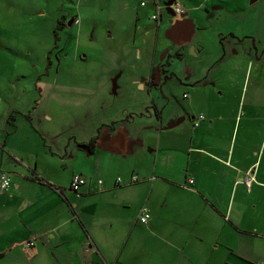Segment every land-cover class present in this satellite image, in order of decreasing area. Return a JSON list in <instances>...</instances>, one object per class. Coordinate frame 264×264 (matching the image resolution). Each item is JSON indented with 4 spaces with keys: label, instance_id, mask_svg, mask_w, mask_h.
<instances>
[{
    "label": "crops",
    "instance_id": "1",
    "mask_svg": "<svg viewBox=\"0 0 264 264\" xmlns=\"http://www.w3.org/2000/svg\"><path fill=\"white\" fill-rule=\"evenodd\" d=\"M152 1L161 15L152 18L154 78L138 81L150 96L144 112L112 121L106 139L104 123L75 139L79 162L65 180V156L44 149L57 167L0 163V176L12 179L0 188V264H264V75L252 57L246 69L230 71L227 62L240 56L229 43L260 51L253 36L264 0H178L185 13L167 22L163 3L175 0ZM168 78L178 80L179 96L166 92ZM75 174L88 180L80 192L71 189ZM44 185L48 194L39 193ZM142 206L147 224L138 219Z\"/></svg>",
    "mask_w": 264,
    "mask_h": 264
},
{
    "label": "rangeland",
    "instance_id": "2",
    "mask_svg": "<svg viewBox=\"0 0 264 264\" xmlns=\"http://www.w3.org/2000/svg\"><path fill=\"white\" fill-rule=\"evenodd\" d=\"M142 1L149 5L142 7ZM163 7L167 22V4ZM153 12L159 15L152 0H0L2 167L16 164L19 158L57 167L58 159L51 160L37 151L40 148L65 156V170H59L65 180L79 162L75 139H89L102 123L99 133L106 139L113 132L112 121L144 112L142 103L150 96L148 89H139L138 81L152 75L147 68L158 25ZM74 18L72 27L55 33L59 21L74 22ZM253 37L257 54L252 53L250 41L227 44L229 53L236 47L240 53L227 60L230 71L246 69L252 57L258 74L264 75L263 20ZM243 50L260 59L246 57ZM168 82L172 88L166 92L179 96L178 80L168 78ZM41 84L43 91L38 89ZM47 112L54 114L53 120L45 118ZM13 113L16 120H8ZM39 193L48 194V187L44 185Z\"/></svg>",
    "mask_w": 264,
    "mask_h": 264
},
{
    "label": "built area",
    "instance_id": "3",
    "mask_svg": "<svg viewBox=\"0 0 264 264\" xmlns=\"http://www.w3.org/2000/svg\"><path fill=\"white\" fill-rule=\"evenodd\" d=\"M172 8L173 11L175 12L176 15H182L185 13V8L182 5V3L178 0L173 1L172 3ZM160 14H156L153 15V19L158 20L160 15H161V8H159ZM205 118V115H200L198 117L197 120H195V125L198 126L201 122V120H203ZM136 179V177L134 178V180ZM254 179V170H249L246 173L245 176V184H247L248 187L251 186L252 181ZM118 181H121V178H118ZM193 182V180H191ZM88 182L87 178H85V176L83 174H75L73 176L72 182H71V189L75 192H80L81 188ZM100 183H102V181H99ZM12 185V179L11 176L8 172H3L0 176V188L2 190H6L9 189ZM138 219L144 223L147 224L149 222V220L151 219V213L149 212L148 208L145 206H142L140 208L139 211V217ZM37 236H34L33 238H31L28 242L27 245L28 246H32L35 242Z\"/></svg>",
    "mask_w": 264,
    "mask_h": 264
},
{
    "label": "trees",
    "instance_id": "4",
    "mask_svg": "<svg viewBox=\"0 0 264 264\" xmlns=\"http://www.w3.org/2000/svg\"><path fill=\"white\" fill-rule=\"evenodd\" d=\"M62 22L61 21H59V23H58V25H57V28H55V33L57 34V29L58 28H62L63 27V25L61 24ZM154 76V72L152 73V77ZM96 137H94V138H92L89 142H87V143H83V146H86V147H88V148H91V146H94V143H95V141H96ZM3 254H0V256H2Z\"/></svg>",
    "mask_w": 264,
    "mask_h": 264
},
{
    "label": "flooded vegetation",
    "instance_id": "5",
    "mask_svg": "<svg viewBox=\"0 0 264 264\" xmlns=\"http://www.w3.org/2000/svg\"><path fill=\"white\" fill-rule=\"evenodd\" d=\"M169 6H167V7H172V3H170V4H168ZM183 15V14H182ZM171 18H173V16H171V15H169ZM174 16H176V14L174 15ZM71 21L69 20V21H62V25H63V27L62 28H64V27H66L67 25L68 26H71V25H73V23L74 22H72V23H70ZM56 27H57V24H56ZM55 27V28H56ZM59 33L57 32V35H58ZM56 46H53L52 47V50L55 48ZM58 52V51H57ZM58 57H59V55H58ZM49 61L51 62V57H50V55H49ZM153 72H154V74H155V70H153ZM152 72V73H153ZM152 78H154V76L152 77Z\"/></svg>",
    "mask_w": 264,
    "mask_h": 264
},
{
    "label": "water",
    "instance_id": "6",
    "mask_svg": "<svg viewBox=\"0 0 264 264\" xmlns=\"http://www.w3.org/2000/svg\"><path fill=\"white\" fill-rule=\"evenodd\" d=\"M256 0H251V2H255ZM169 6V5H168ZM168 9V12L170 15L174 16L175 15V12L173 11V8L172 7H167ZM73 21H71L70 23H72Z\"/></svg>",
    "mask_w": 264,
    "mask_h": 264
}]
</instances>
